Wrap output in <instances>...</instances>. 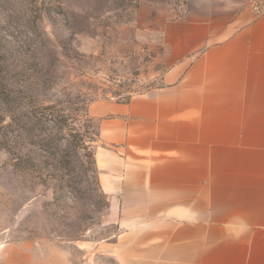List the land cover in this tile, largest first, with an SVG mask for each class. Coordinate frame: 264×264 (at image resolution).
Segmentation results:
<instances>
[{"label":"crops","instance_id":"obj_1","mask_svg":"<svg viewBox=\"0 0 264 264\" xmlns=\"http://www.w3.org/2000/svg\"><path fill=\"white\" fill-rule=\"evenodd\" d=\"M264 0L143 5L168 67L89 104L116 264H264ZM0 264H48L21 243Z\"/></svg>","mask_w":264,"mask_h":264},{"label":"rangeland","instance_id":"obj_2","mask_svg":"<svg viewBox=\"0 0 264 264\" xmlns=\"http://www.w3.org/2000/svg\"><path fill=\"white\" fill-rule=\"evenodd\" d=\"M185 0H0V244L48 264H116L107 200L93 160L92 102H126L168 67L143 5ZM264 7V1L261 3ZM92 155V156H91Z\"/></svg>","mask_w":264,"mask_h":264},{"label":"trees","instance_id":"obj_3","mask_svg":"<svg viewBox=\"0 0 264 264\" xmlns=\"http://www.w3.org/2000/svg\"><path fill=\"white\" fill-rule=\"evenodd\" d=\"M4 71H5L4 66L0 64V108L4 104V100L7 97V91L5 90L6 86L4 81ZM96 137H98V132L96 134ZM92 157L93 160L95 161V154Z\"/></svg>","mask_w":264,"mask_h":264}]
</instances>
